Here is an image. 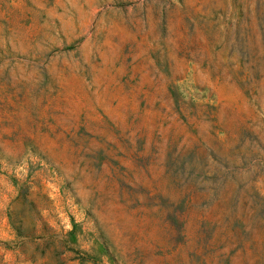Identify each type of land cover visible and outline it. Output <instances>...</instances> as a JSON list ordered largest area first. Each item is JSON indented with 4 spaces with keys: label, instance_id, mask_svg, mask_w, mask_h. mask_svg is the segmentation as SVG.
<instances>
[{
    "label": "rangeland",
    "instance_id": "obj_1",
    "mask_svg": "<svg viewBox=\"0 0 264 264\" xmlns=\"http://www.w3.org/2000/svg\"><path fill=\"white\" fill-rule=\"evenodd\" d=\"M0 264H264V0H0Z\"/></svg>",
    "mask_w": 264,
    "mask_h": 264
}]
</instances>
